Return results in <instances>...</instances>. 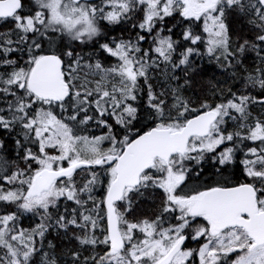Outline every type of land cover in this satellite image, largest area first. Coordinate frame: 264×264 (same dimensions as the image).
Segmentation results:
<instances>
[{"label":"snow or ice","instance_id":"snow-or-ice-1","mask_svg":"<svg viewBox=\"0 0 264 264\" xmlns=\"http://www.w3.org/2000/svg\"><path fill=\"white\" fill-rule=\"evenodd\" d=\"M0 264H264V0H0Z\"/></svg>","mask_w":264,"mask_h":264}]
</instances>
